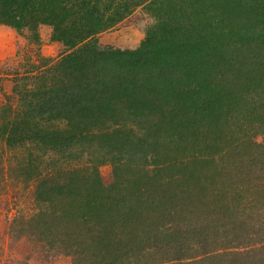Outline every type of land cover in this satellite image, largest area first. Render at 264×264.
I'll return each instance as SVG.
<instances>
[{"label":"trees","instance_id":"1","mask_svg":"<svg viewBox=\"0 0 264 264\" xmlns=\"http://www.w3.org/2000/svg\"><path fill=\"white\" fill-rule=\"evenodd\" d=\"M138 8L137 48L99 44ZM0 26L25 39L0 67V187H31L10 239L74 264H264V0H0Z\"/></svg>","mask_w":264,"mask_h":264},{"label":"rangeland","instance_id":"2","mask_svg":"<svg viewBox=\"0 0 264 264\" xmlns=\"http://www.w3.org/2000/svg\"><path fill=\"white\" fill-rule=\"evenodd\" d=\"M145 13L140 8L135 10L116 27L100 34L97 38L99 44L122 50L137 48L145 36L144 26L151 25V20H153L152 17L147 16ZM39 35L41 39L40 53L42 56L56 60L64 53L62 44L51 40V31L48 28H42L39 31ZM24 40V35H19L14 29L0 26V67L4 64L8 65L16 57L17 52L24 45ZM2 74L0 73V77ZM4 89L9 92V88L6 87ZM1 95L2 92L0 90V100L2 99ZM220 136L222 138L219 139L224 141L229 139L234 142H237L236 140L242 141V133L238 131L232 137H227L225 134ZM254 140L259 144H264V134L260 133ZM102 164L98 165L97 163L99 179L103 185L108 186L113 182L114 165L112 166L109 161ZM28 190H31L29 185L21 180L15 182L9 177H7L5 184L0 187V264H23L24 258L30 259L26 261V264H74V261H70L69 258L52 256V252L46 248L40 250L38 248L39 244L33 246L25 240L17 242L14 238L10 239L8 229L6 231V228H9L8 224L14 218L21 220L22 217H27L26 214L19 215L17 212L25 206L23 200L28 196ZM244 201L245 199L243 198L242 202L245 203ZM249 202L250 199L248 198L246 204L250 205ZM188 256L190 254L186 257Z\"/></svg>","mask_w":264,"mask_h":264}]
</instances>
